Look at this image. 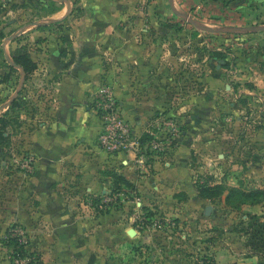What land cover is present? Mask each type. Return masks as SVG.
I'll list each match as a JSON object with an SVG mask.
<instances>
[{
    "label": "crops",
    "instance_id": "0c3cea01",
    "mask_svg": "<svg viewBox=\"0 0 264 264\" xmlns=\"http://www.w3.org/2000/svg\"><path fill=\"white\" fill-rule=\"evenodd\" d=\"M142 1L101 0L84 20L59 23L69 29L65 39L33 33L19 44L36 65L30 75L13 62L15 40L3 44L0 108L9 110L19 93L26 106L19 129L8 130L10 147L0 168V264H11L4 239L15 225L41 264H121L125 237L141 214L156 207L165 211L169 200L179 206L169 194L194 190L190 162L194 151L204 158L210 88L201 89L199 64L193 67V81L182 71L175 76L186 62L181 55L185 40L152 37L137 20L121 24L129 15L136 17ZM190 1L176 3L189 7ZM262 1L249 0L248 7ZM206 80L211 85L212 79ZM105 84L135 136L144 137L158 115L177 111L186 122L178 143L147 167L138 166L132 154L111 156L101 150L94 96ZM23 154L33 158L32 174L10 175L4 163L13 166ZM111 173L132 188L122 186L115 198L121 208L103 216L94 212V204L111 195Z\"/></svg>",
    "mask_w": 264,
    "mask_h": 264
},
{
    "label": "rangeland",
    "instance_id": "374dc122",
    "mask_svg": "<svg viewBox=\"0 0 264 264\" xmlns=\"http://www.w3.org/2000/svg\"><path fill=\"white\" fill-rule=\"evenodd\" d=\"M100 1L0 0V66L3 67V44L10 38L16 43L14 51L35 32L65 39L69 29L59 23L84 20L93 7L101 5ZM248 3L249 0H193L185 7L176 0L173 4L170 0H146L139 4L136 17L129 15L121 22L137 20L143 30H151L152 37L185 40L181 55L186 62L175 76L186 73L187 80L193 81V67L199 64L197 76L204 79L201 89L205 91L209 85L211 93L205 100L211 105L205 115L211 124L203 133L204 158L199 159L194 151L190 162L194 190L188 191L189 195L173 191L169 194L179 206L169 200L167 210L156 207L141 214L131 227L135 236L128 232L125 237L121 264H264V257L250 253L245 235L249 216L257 215L264 221V32L246 31L237 37L217 33L208 36L178 16L184 14L213 30L264 27V0L249 7ZM215 53L226 56L228 68L214 57ZM207 76L212 79L211 85ZM23 110L10 113L17 121L11 124L10 132L19 129ZM8 113L0 108V117ZM175 117L179 119L177 111ZM217 186L223 189L220 194L211 199L201 198L204 187L212 190ZM233 189L244 195L228 198ZM116 197L112 191L108 197L98 198L94 212L103 216L118 212L121 205ZM207 207H211L209 216L205 215ZM15 228L21 229L18 225L10 227L7 235L11 238ZM7 235L4 244L12 251L14 247ZM25 237L26 251L35 260L37 254L28 251L29 239L26 234Z\"/></svg>",
    "mask_w": 264,
    "mask_h": 264
},
{
    "label": "built area",
    "instance_id": "2783aa9c",
    "mask_svg": "<svg viewBox=\"0 0 264 264\" xmlns=\"http://www.w3.org/2000/svg\"><path fill=\"white\" fill-rule=\"evenodd\" d=\"M94 108L101 121V131L98 135V147L111 156L132 154L140 167H147L150 160H155L176 145L183 134L182 120L169 114H160L152 122L146 132L149 141L142 142L143 136H135L131 124L125 119L119 102L111 86L104 85L103 89L94 96ZM6 171L11 175L22 174L28 177L34 170L33 158L23 154L21 159L11 165H5ZM10 168V169H9ZM27 249L25 232L15 228L11 231ZM11 264H32L34 258L27 252L21 256L14 249L11 251Z\"/></svg>",
    "mask_w": 264,
    "mask_h": 264
},
{
    "label": "trees",
    "instance_id": "16d2710c",
    "mask_svg": "<svg viewBox=\"0 0 264 264\" xmlns=\"http://www.w3.org/2000/svg\"><path fill=\"white\" fill-rule=\"evenodd\" d=\"M212 14V12H210ZM206 35H212L213 33L205 31ZM221 36L225 37H237L238 34H220ZM13 55V62L16 64V66L22 68L27 75H30L33 73L36 69V65L33 63V61L30 58L29 52L26 47H21L14 51L12 53ZM214 57L217 58L219 61L223 62V67L228 68L229 65L226 62V56L222 53H215ZM12 71H14L13 68H11ZM22 93H19V96L11 103L9 108V113L6 115H3L0 117V162L6 161L5 156L8 154V149L10 147V139L11 135L8 133L9 127H11V124L15 123L17 124V121L14 119L16 117H13L11 114H17L19 110L24 109L26 106L25 100L21 98ZM11 113V114H10ZM7 134V135H6ZM149 137L145 135L142 139V142L149 141ZM114 179L113 184V193L118 194L120 190H122V186H125L127 188H132L131 184L128 183V181L121 177L120 175L116 173L109 174ZM223 191L221 186H217L214 189L210 188H203L200 192V196L203 199H211L215 197L216 195L220 194ZM237 194L240 193L239 189H233L230 191L228 198H232ZM244 195V194H242ZM248 197H251L252 195H247ZM250 220L248 224V228L245 231V235L248 238L247 241V248L249 249L250 253L253 256L256 257H264V221L258 217L257 215H251L248 217ZM8 238L10 237V245L14 247V251L17 252L19 255L23 256L27 253L25 249V245L20 242V240L17 237L11 238V235H7ZM38 256L35 257V264H41ZM34 264V263H32ZM237 264V263H234Z\"/></svg>",
    "mask_w": 264,
    "mask_h": 264
},
{
    "label": "water",
    "instance_id": "95a60500",
    "mask_svg": "<svg viewBox=\"0 0 264 264\" xmlns=\"http://www.w3.org/2000/svg\"><path fill=\"white\" fill-rule=\"evenodd\" d=\"M170 2L173 4V0H170ZM173 10H174V8H173ZM178 16H180L184 20L189 21L193 26L197 27L199 30H201L203 32L208 31V32L217 33V34H241V33H244L246 31H248V32H264V27L231 28V29L222 28V29H218V30H213V29H209V28L203 26V24H201L200 22L195 21V20L191 19L190 17H188L184 14H178ZM14 99L15 98L12 99V102ZM210 213H211V207H207L205 215L209 216ZM135 234H136V232L134 230L129 231V235L131 237L135 236Z\"/></svg>",
    "mask_w": 264,
    "mask_h": 264
}]
</instances>
